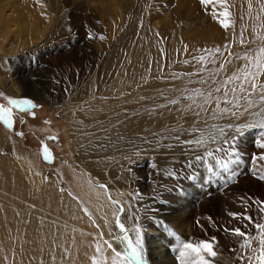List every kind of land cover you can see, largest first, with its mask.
<instances>
[{"label": "bare ground", "instance_id": "obj_1", "mask_svg": "<svg viewBox=\"0 0 264 264\" xmlns=\"http://www.w3.org/2000/svg\"><path fill=\"white\" fill-rule=\"evenodd\" d=\"M143 1L146 2V0H122L123 14L126 17H139L143 21L141 20L138 28L130 27L131 29L126 32L127 37L125 34H119L118 39L109 43L98 67L92 72V87L83 88L76 85L71 87L70 85L66 92L63 90L60 94L46 93L43 95L53 107L54 113H59L63 117L66 129L71 122L73 125L70 130L76 126L90 129L94 127V122L97 124L94 128L99 129L100 133L89 136V139H98L85 143L81 159H86L83 163L96 177L94 183H100L106 187L101 188L99 193L96 192L95 200H93L96 202H92L90 210L87 209V214H85L78 202L61 189L54 179L34 178L31 171H26L25 167L20 164L16 165L9 156L1 154L0 264H92L90 257L96 254L95 245L102 243L101 233L107 239L96 220L101 218L102 213L98 211V208L101 205H109L105 201L106 198H103L104 193L105 196L118 197L130 202L134 199L132 189L134 190L137 185L143 186L146 180L148 182L145 186L148 187L147 189L150 188V193L167 197L163 201H155L158 204L155 205L154 218L151 217L154 223L158 224L157 222L162 221L163 225H166L168 222L171 226L166 225L167 228L175 232L176 229L185 227L191 232L188 234L189 238H182L185 241L193 238L207 239L201 235L203 227L196 226V222L195 224L191 221L187 222V219L193 215V206L198 198L185 195L186 193H182L179 187L182 189L181 186L184 187L191 182L187 183L191 179L185 178L193 175L186 165L195 153L186 152L187 146L182 145L181 141L200 135V132L189 135L185 131L192 128L197 120L199 123L195 126L208 135L214 131L213 125L243 124L251 117L245 113L238 120L229 117L213 119L210 112H202L200 117H195L191 113H182L177 110L179 105L159 107V105L167 104L169 99L179 97L185 88L201 87L200 84L195 83L200 79L199 76L187 74L196 73L201 68V64L197 63L193 57L205 55L202 50L214 49L201 41L202 43L199 42L193 49L192 54H178L174 52V49L177 48V38L180 34L197 27L202 33H209L214 30L215 26L221 25L213 19L212 13L209 14L213 10L212 4L204 6L201 5L200 0H189V6L172 9L174 18L170 28H174L168 31L165 29V21L156 20L158 15L156 11L164 4L160 6L158 5L160 3H148L144 7ZM239 1L235 0L238 4H235L236 6L232 1L229 2V6L226 5L231 13L233 27L228 30L223 28L219 32L220 35L234 33L237 43L234 44L232 37V46L229 49L232 52L244 50L238 43L242 29L245 30V38L249 39L253 33L259 31V26L262 25L257 21L259 15L256 12L261 7L256 5L258 0H241L240 4L237 3ZM216 7L219 11H223L219 5ZM261 16L264 17L262 13ZM192 18L196 20L193 23ZM262 22L264 23V20ZM22 26L27 27L31 37L35 29L31 27L33 24L23 20L18 27ZM11 27L7 16L0 13V87L10 94L21 95L26 91L24 86L26 82L20 73L24 68L22 65L36 49L43 46L45 41L34 43L28 34H25L20 42L16 40L15 35L10 34ZM123 27L125 28V25L121 26L122 29ZM129 32L135 33L131 43L128 39V35H131ZM202 37L205 38L204 34ZM218 38L222 37L218 36ZM186 60L189 63H184ZM221 62H223L222 59L217 63ZM205 68L207 70L201 75L207 78L209 72L215 70L216 65L205 64ZM173 74H177L179 78H174ZM189 80L193 83H189ZM62 99L65 101L59 104ZM260 106L250 111H258ZM106 114L109 116L108 125H105L104 120L107 117ZM177 136L179 140L174 139ZM256 139V130L246 131L238 139L237 146L242 156V163L237 169L238 173L250 172L253 154L264 152L256 147ZM66 140L69 141V134ZM211 146L215 147V145ZM260 163L264 164V161ZM153 164H155L154 168L151 167ZM198 168L192 170L198 177L196 181L200 190L202 186H205L203 176L207 177L208 174L203 173L202 170L199 172ZM166 170H173L175 175L167 176ZM170 181L174 183L173 186L166 185ZM257 183L261 184L256 187L260 193L254 198L264 201V181L259 180ZM212 184L211 192L206 193L204 197L207 199L211 197V200L200 204L198 208L206 211L212 206L215 211H218L215 215H224L223 210L229 207L231 199L219 194L223 192L221 186L212 188L214 186ZM132 210H136L135 207ZM252 215L255 216L256 213L253 211ZM222 220L212 221L216 225H221ZM223 221L229 224V219ZM153 222L148 219L139 220V224L145 229L143 236L145 249L148 252L147 257L150 256L151 260L153 259L152 264H177L168 254L163 233L165 229L161 226H153ZM206 223L218 234L219 230L211 227L209 220H206ZM167 236L168 242L174 243V238L168 233ZM179 236L181 237L180 234ZM218 251L220 255L216 259V264H233L230 256L225 255L220 248ZM236 264L239 263L236 262Z\"/></svg>", "mask_w": 264, "mask_h": 264}, {"label": "rangeland", "instance_id": "obj_2", "mask_svg": "<svg viewBox=\"0 0 264 264\" xmlns=\"http://www.w3.org/2000/svg\"><path fill=\"white\" fill-rule=\"evenodd\" d=\"M148 1L149 0H146L147 3L143 1L144 7L148 3H160L158 4L160 6L164 4L161 9H157L156 13L158 15L156 20L165 21V29H168V31L174 28H170L174 18L172 9H175V7L182 8L189 6V0ZM230 1H232L234 5L236 4L235 0H227L228 6ZM240 1L237 3L240 4ZM121 2L122 0H0V13H3L10 20V24L12 25L10 34L15 35L16 40L21 42L25 34H28V37L34 43L45 41L43 46L36 49L22 65L24 70L22 69L20 73L26 82H24L26 84L24 85L26 91L21 95H13L0 87V93L3 94V96H0V105L8 107L4 96L17 99L29 98L35 104V107L27 112L13 109L11 128L6 127L0 122V155L4 154L9 156L11 160L15 161L16 165L20 164L26 168V171H31L34 178L38 177L39 180L54 179L58 186L70 197L75 199L83 210H90L92 202H96L93 201L95 200L96 192L99 193L102 190L101 187H99L101 184L94 183L96 177L86 168V164L83 163L86 159H81V153L84 151L83 147L85 143L98 139L94 138L90 140L89 136L91 137L99 134L100 130L94 128L97 125L95 122V125L93 124L94 127L90 129L88 127L76 126L70 130L73 125L71 122L69 123L68 129H66L62 120L63 117H61L59 113H54L53 107L44 99L43 95L46 93L60 94L63 90L66 92L69 90L70 85H72L71 87L75 85L83 88L85 86L92 87V72L98 67L101 57L108 49L109 43L118 39L120 35L125 34L127 37L126 32L131 28H138L140 22L143 21V19H139V17H126L121 10ZM256 5H264V0H258ZM259 10L261 11V7L256 12V14L259 15L257 21L261 22L263 25L264 23L262 21L264 17L261 16V13L264 15V12H260ZM210 13L212 12H209V14ZM23 20L29 21L33 24L31 27H33V29L35 28L31 37L27 27H18ZM209 20L212 21L211 19ZM195 21V18H192L191 22L193 23ZM122 25H125V28L123 27L122 29ZM262 25L259 26L258 32L260 33L264 31V27H261ZM222 29L221 26H215L214 30L209 33H202L199 27L192 31H183L180 37L177 38V48L174 49V52L178 54L185 53L183 55L192 54L193 49L197 47L199 42H205L208 46L214 47V49L217 46L223 50V46L230 44L232 42V37L235 38V35L234 33L232 35H226L224 33L220 35L219 32H221ZM258 32L253 33L248 40H251L253 35L255 36ZM129 33L133 35H128L129 42L131 43L135 33ZM89 34L92 35L91 39L88 38ZM105 34L110 37H107ZM203 34L205 38L202 37ZM216 34L222 38H218ZM100 37H104V39H100ZM207 41H210V44ZM236 43L237 42H234V44ZM185 45L187 46V51H185ZM252 47H254V45H252ZM32 49L34 50L35 48ZM32 49L31 51H33ZM64 101L65 100L62 99L59 101V104ZM106 116L107 117L104 119L105 125H108L109 116L107 114ZM67 134H69V141H71V143L66 140ZM45 149L47 150V159L45 158ZM198 167L199 166H194L193 168ZM193 168L190 169V172L195 178L188 180L187 183L189 181L191 182L184 187L181 186L182 189L179 187V190L181 192L183 191L182 193H186L185 195L189 197L193 195L198 198L195 206H193V215L187 219V222L191 221L194 224L196 222V226L202 225L204 228L202 229V237L210 239L212 236H215L220 250H222L225 255L227 254L230 256L232 261L233 253H231L229 249L238 247L235 238L228 235L226 236L222 230H219L217 234L215 230L207 226L206 220H208V217H211L212 220H230L231 218L226 215L228 211L242 212L243 208L239 206L240 201L238 198L242 196H258L260 192H258L256 187L261 185V182L257 183L259 180L256 179L251 172L243 171L239 172L236 183H229L227 186H225L223 180L213 179V181L209 182L208 176H203L205 186H202L199 190L196 181L198 177L195 176V172L192 170ZM198 169L199 172H201V170L203 173L205 172L201 167ZM140 181L141 180H139V182ZM219 181L222 185H220ZM147 182L146 180L143 185L144 187L137 185L134 190L132 189V193L135 194L139 192L144 197L142 200L133 199L130 202H126V200H121L118 197L112 198L113 196H105L104 193L103 198H106L105 201L109 205H101V207L98 208V211L102 213L101 218H97L96 220L99 227L105 232L107 239L110 238L108 236L110 230L116 231L115 215L118 213L119 206L113 204L112 201H119L120 205L124 207L125 212L120 216V219L126 226L131 227L133 222H135V217H139V220L148 219L153 222L152 218L155 216V205L158 204L155 201H163L167 199V197L164 195L155 196L150 193V188L147 189L148 187L145 186ZM210 183H213L212 186L214 185L212 188L218 185L221 186L223 192L219 194L224 198L231 199V202L228 204L229 207L223 210L225 213L224 215H215L218 211H215L212 206H210L212 210L208 208V211L198 208L200 204L211 200V197L209 199L204 198L206 193L211 192ZM168 184L169 186L174 185L172 181L168 182L166 185ZM206 188H209L206 190L207 192L203 190ZM183 189L188 190L186 191ZM130 206L131 210L129 211ZM134 207L136 210L133 211L132 208ZM140 211L142 212L139 213ZM149 211L150 213H148ZM221 213L223 212L221 211ZM249 214L252 215V212ZM130 215L136 216H133L134 219L129 220ZM198 219L199 224L197 223ZM223 220L221 225H228L229 228L237 225L241 227L242 230H245L242 225L236 222L227 224V222ZM169 224L166 222L167 226H169ZM153 226H158V224L153 222ZM163 233L165 235V245L168 254L174 261L175 255L171 249V244L168 242L169 238L166 231ZM176 233L178 235L180 234L181 238H189L188 234L191 232L185 227H180L179 230L176 229ZM116 246L119 247L118 245ZM147 254L148 252L145 249V256L148 264H152L151 262L153 259L151 260L150 256L147 257Z\"/></svg>", "mask_w": 264, "mask_h": 264}, {"label": "snow or ice", "instance_id": "obj_3", "mask_svg": "<svg viewBox=\"0 0 264 264\" xmlns=\"http://www.w3.org/2000/svg\"><path fill=\"white\" fill-rule=\"evenodd\" d=\"M201 5H213V19L220 23L221 27L228 30L233 27L231 13L227 8V0H200ZM219 5V11L216 7ZM251 10V3L249 2ZM264 12V5L261 6ZM222 17V19H221ZM259 19V17H257ZM264 27V25H262ZM244 29L241 30L238 43L244 49L242 52H232L229 49L232 44L224 45L223 50L220 47L215 49L202 50L205 55L193 57L201 68L196 73H188L189 76H199L195 81L201 85L198 88L181 91L177 98L169 99L167 104L159 107L167 108L168 105H179L177 109L182 113H191L195 117H200L201 113H211L213 119H224L226 117L239 119L247 113L251 119L243 124L228 123L223 126L213 125V132L205 135L195 125L187 129L189 135L200 132V135L194 138L181 141L182 145L187 146L186 152L195 153L194 157L187 162L188 168L194 166L201 167L207 174L208 180H223L225 186L229 183H236L238 171L242 163V156L237 146V141L246 131L256 130L257 139L255 145L264 150V33H257L251 40L244 36ZM255 31V29H253ZM89 39L92 35L89 34ZM104 39V37H100ZM258 41V43H257ZM233 42H237L234 38ZM255 45V47H250ZM185 51L187 46L185 45ZM227 52V56H225ZM211 57V59H208ZM223 60L217 63L218 60ZM189 63V61H184ZM205 64L216 65L214 71H210L207 78L201 74L206 71ZM233 65L235 67L233 68ZM230 69H232L230 71ZM174 78H179L173 74ZM189 83L193 81L189 80ZM0 96H3L0 93ZM8 107L0 105V122L6 127H12L13 109L18 111H30L35 107L33 101L29 98H12L4 96ZM259 107L258 111H250ZM171 111V109H169ZM179 140V137H174ZM211 145H215L212 147ZM45 158L47 159V150L45 149ZM264 152L254 153L252 156V167L249 169L251 174L260 181H264ZM155 167V164L151 165ZM167 176H174L173 170H166ZM186 179L195 178L192 175ZM101 188L106 186L101 184ZM133 198L142 200L144 197L139 193L133 194ZM155 198V197H154ZM242 212L228 211L226 215L230 217L229 224L236 222L243 226L229 228L227 225H216L211 217H208L211 227L222 230L226 235L234 237L238 247L229 249L233 253V264L238 261L239 264H264V201L251 196H242L238 198ZM118 205V213L115 215V229L110 230L106 239L101 233L102 243L95 245L96 254L90 257L92 264H148L145 256V242L143 232L145 229L139 224V217H135V222L131 227L121 222L120 216L125 209L119 201H112ZM131 206L129 207V211ZM87 214V209L84 210ZM255 212L256 215L249 213ZM133 216H129L132 220ZM158 226H163L165 231L174 238L171 249L175 255L177 264H216V259L220 255L217 238L212 236L210 239H191L183 240L174 230L163 225L162 221L157 222ZM199 224V219L197 220ZM201 227H203L201 225ZM254 230V231H252ZM118 245L119 247H117ZM110 253V255L108 254Z\"/></svg>", "mask_w": 264, "mask_h": 264}]
</instances>
